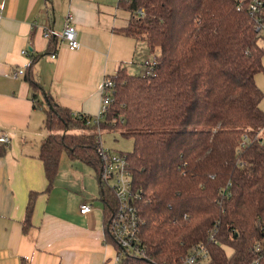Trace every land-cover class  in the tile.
<instances>
[{"label": "trees", "instance_id": "obj_1", "mask_svg": "<svg viewBox=\"0 0 264 264\" xmlns=\"http://www.w3.org/2000/svg\"><path fill=\"white\" fill-rule=\"evenodd\" d=\"M251 1L119 0L132 15L120 30L142 39L155 64L149 74L122 67L108 75L113 101L98 121L56 104L36 80L38 56L30 54L23 76L32 96L42 97L34 105L44 113L38 156L47 189L62 152L95 169L115 264H179L197 244L207 248L209 264H264V92L255 81L263 69L264 36L255 26L264 21V0L256 12ZM104 129L132 138L125 154L142 192V253L118 247L109 233L116 200L98 177ZM243 134L248 140L238 151Z\"/></svg>", "mask_w": 264, "mask_h": 264}, {"label": "crops", "instance_id": "obj_2", "mask_svg": "<svg viewBox=\"0 0 264 264\" xmlns=\"http://www.w3.org/2000/svg\"><path fill=\"white\" fill-rule=\"evenodd\" d=\"M67 10L74 15L80 46L69 49L56 39L50 51L42 30H61ZM131 17L119 0H0V136L9 138L0 155V264H115L116 248L104 240L101 208L91 204L81 213L83 197L71 207L70 190L60 183L58 170L47 189L38 156L46 134L44 113L34 105L42 97L32 96L23 72H13L24 70L31 53L37 55L35 78L54 102L72 113L95 115L105 76L122 67L129 73L141 70L133 62L137 39L120 30Z\"/></svg>", "mask_w": 264, "mask_h": 264}, {"label": "built area", "instance_id": "obj_3", "mask_svg": "<svg viewBox=\"0 0 264 264\" xmlns=\"http://www.w3.org/2000/svg\"><path fill=\"white\" fill-rule=\"evenodd\" d=\"M259 4V0H252L249 4L250 10L256 12L259 8ZM138 12L141 14L143 9L139 8ZM255 27L258 34L264 36V21H260L258 18ZM42 35L48 40L60 39L65 41L69 49H78L80 46L74 15L71 10L65 12L61 30H56L52 26H45L42 30ZM21 52L23 54L28 53L26 48L22 49ZM51 57H54L53 53ZM154 64V58L152 60H144L146 69L143 74L151 73ZM22 72L23 69H18L13 72V75L17 76V74H21ZM113 92L114 81L105 76L100 84L99 108L94 115L96 121L102 118L108 105L113 101ZM247 140L248 135L243 134L242 140L237 146L238 151L242 149ZM0 141L8 144L9 138L7 136H0ZM98 152L101 160L98 175L99 180L110 187L116 200L108 219L109 233L118 247L126 248L136 253H142V243L139 236L141 224L139 202L142 200V192L141 189L137 188L133 183L126 154L125 152L113 151L105 147L100 137L98 139ZM240 164H243V162H240ZM90 209L91 204L86 201L79 204V211L81 213H87ZM118 258L119 255L116 249L114 262H116ZM179 264H209L207 248L201 244L192 246L189 252L181 258Z\"/></svg>", "mask_w": 264, "mask_h": 264}, {"label": "rangeland", "instance_id": "obj_4", "mask_svg": "<svg viewBox=\"0 0 264 264\" xmlns=\"http://www.w3.org/2000/svg\"><path fill=\"white\" fill-rule=\"evenodd\" d=\"M258 42L264 46V40L259 39ZM136 45L138 53L133 62L139 63L138 66L141 70H137V72L134 67L135 70L130 69V71L134 72L133 74H141L144 67L140 65V62L146 58L152 60L153 54L150 53L142 39H137ZM262 65L263 69L255 74V81L258 87L264 92V53L262 56ZM259 105L264 111V96ZM100 138L103 145L113 151L127 152L132 148V138L121 135L117 129H104L100 132ZM71 162L76 163L78 167H72L73 169L68 170V164ZM58 171L60 183L70 190L71 197L69 199V204L71 207H74V200L76 197H83V199L92 204L93 207L98 206L102 210L103 201L100 199L96 171L92 166L86 163L84 164V162L82 163L78 159L70 158L66 152H62ZM229 250L230 249L227 248V251Z\"/></svg>", "mask_w": 264, "mask_h": 264}]
</instances>
